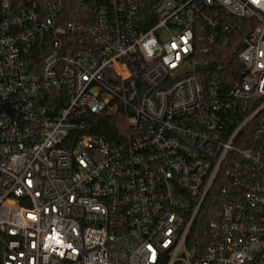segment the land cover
I'll list each match as a JSON object with an SVG mask.
<instances>
[{
	"label": "built area",
	"instance_id": "2783aa9c",
	"mask_svg": "<svg viewBox=\"0 0 264 264\" xmlns=\"http://www.w3.org/2000/svg\"><path fill=\"white\" fill-rule=\"evenodd\" d=\"M0 234L1 264H264V0H0Z\"/></svg>",
	"mask_w": 264,
	"mask_h": 264
},
{
	"label": "trees",
	"instance_id": "16d2710c",
	"mask_svg": "<svg viewBox=\"0 0 264 264\" xmlns=\"http://www.w3.org/2000/svg\"><path fill=\"white\" fill-rule=\"evenodd\" d=\"M93 117V125L89 130L91 133L105 135L116 139L119 133L125 130V113L123 112H119V114L115 116L100 114ZM211 217L210 207H203L197 216L190 236L200 237L205 235L208 231L207 222L211 219ZM7 239L8 238L5 234H0V264L2 250Z\"/></svg>",
	"mask_w": 264,
	"mask_h": 264
},
{
	"label": "water",
	"instance_id": "95a60500",
	"mask_svg": "<svg viewBox=\"0 0 264 264\" xmlns=\"http://www.w3.org/2000/svg\"><path fill=\"white\" fill-rule=\"evenodd\" d=\"M216 67H217V63L216 62H212V63H209V64L198 65L197 69H199V70H208V69H215ZM183 72H185V70Z\"/></svg>",
	"mask_w": 264,
	"mask_h": 264
}]
</instances>
